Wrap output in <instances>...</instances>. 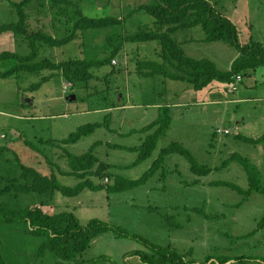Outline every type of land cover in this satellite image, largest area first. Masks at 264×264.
Here are the masks:
<instances>
[{
	"label": "rangeland",
	"instance_id": "rangeland-1",
	"mask_svg": "<svg viewBox=\"0 0 264 264\" xmlns=\"http://www.w3.org/2000/svg\"><path fill=\"white\" fill-rule=\"evenodd\" d=\"M15 1L18 0H0V24L18 21L12 5ZM207 1L236 25L242 43L252 39L264 44V0ZM80 2L84 3L86 15H117L123 21L110 48L129 34L156 29L150 14L139 11L130 15L134 7L149 0H111L107 6L102 0ZM39 6L36 4V10ZM26 12L31 13L29 19L33 27L38 17L45 24L43 28L49 27L45 16L30 10ZM199 33L205 36L200 26L181 29L176 36L178 39L183 35L197 37ZM65 34L61 29L57 37ZM99 34L94 41L86 43L102 45L105 33ZM83 41L79 36L61 47H43L37 60L49 58L56 62L84 58ZM196 42L193 45L196 46L195 55L214 60L220 70L227 69L238 54L234 47L222 41ZM157 47L156 41L123 42L121 54L114 59V73L104 76L112 67H103L87 88L70 87L58 72L50 69L21 72L18 78L16 75L0 78V147L9 148L7 152L0 151V173L19 174L14 153L25 165L46 172L48 165L38 164L39 160L45 163L44 158L30 149L25 139L67 138L79 126L102 122L110 113L111 131L100 127L79 142L65 146L66 150L53 147L50 151L52 160L62 170H67L63 154H83L97 142L95 155L110 164L108 181L91 177L94 183L104 184L103 187L86 188L75 197L57 193L55 208L47 210L50 213L72 211L81 224L98 219L113 226L91 241L82 255L84 260L102 257L91 264H143L131 252L145 250L141 242L144 240L161 249L171 248L185 264H264V142L254 144L250 141L264 134V64L249 75L240 76V80L236 76L228 86L232 91L223 93L219 99L214 95L218 87L214 86V91H206L210 88L207 87L202 96L200 93L195 98L178 93L180 90L172 95L166 89L173 109L171 126L158 141L152 157L137 161L138 152L132 148L154 131L155 128L144 132L141 129L158 116L156 105L145 108L144 104L163 97L151 96V80L136 74L138 59L135 57L154 54ZM2 52L25 55L29 48L24 40L4 32L0 34ZM15 64L14 60L1 62L0 71ZM51 74L54 75L49 81L31 89L33 83ZM170 83L176 88L185 84ZM142 85L146 88L141 89ZM110 100L114 107L105 109ZM173 142L182 145L197 166L210 167L211 172L199 178L191 171L186 155L171 153L163 156L162 163L146 183L134 188L110 189L117 184L118 178L141 177L153 166L161 148ZM56 175L62 186L78 183L76 178L59 170ZM115 228L125 231L127 236L118 235ZM24 229L22 226H0V264H73V261L57 263L59 260L50 254L37 257L36 250L42 239L30 237Z\"/></svg>",
	"mask_w": 264,
	"mask_h": 264
},
{
	"label": "trees",
	"instance_id": "trees-1",
	"mask_svg": "<svg viewBox=\"0 0 264 264\" xmlns=\"http://www.w3.org/2000/svg\"><path fill=\"white\" fill-rule=\"evenodd\" d=\"M81 0H18L12 3L18 15V21L0 24V34L11 32L18 40L22 39L28 45L29 53L16 52L0 53V63L14 60L16 64L11 68L0 71V78H7L21 72H38L44 69L56 71L60 76L71 83L72 87L87 88L89 82L97 77V71L105 66L112 70L105 73L109 77L114 73L112 60L121 54L123 42H157V49L152 54L153 59L143 60L138 66L139 75L151 80L150 92L153 97H163L162 100L153 101L144 105H156L157 118L144 126L141 131H154L145 136L144 141L132 149L138 152L137 161L150 159L157 148L158 141L164 136L171 126L172 108L167 99V81H180L199 91L207 87H218L214 93L216 99L222 98L227 93L228 86L236 80V76H247L257 67L264 64V44L250 39L242 43L236 25L227 17L220 14L207 0H149L134 7L130 15L139 11L150 14L154 18L155 30L139 31L129 34L110 48L114 36L119 34L123 21L117 15H102L93 17L86 15ZM87 1V0H86ZM109 5L111 0H102ZM36 4L40 6L36 10ZM45 16L49 27L43 28L42 18H36L35 27L29 19L31 13ZM37 11V12H36ZM125 22L127 20L125 19ZM40 24V25H39ZM45 26V24H44ZM200 26L205 34L204 41H222L234 47L240 55L236 58L229 70L218 69L215 62L210 59H194L188 57L177 39L176 34L181 29ZM65 30L66 34L59 38L57 33ZM109 31V32H108ZM99 33H105L102 45L91 42ZM82 37L85 46L84 58H68L53 62L49 58L37 60L39 51L43 47H61L78 37ZM95 37V38H94ZM163 74L164 76H156ZM54 74L44 76L41 81L33 83L31 89L39 88L50 80ZM162 77L161 80H158ZM148 86V85H147ZM71 87V86H70ZM158 87L159 90L156 88ZM161 87V88H160ZM142 85L141 89H145ZM159 91V92H158ZM114 104L111 100L105 109H110ZM111 105V106H109ZM110 113H107L102 122L87 123L79 126L67 138L24 140L34 152L42 156L45 163L38 161L39 165L47 164V171L43 172L36 166L25 165L20 156L14 153L13 160L20 168L17 176L0 173V226H22L30 237L42 239L36 250L37 257L50 254L57 263L71 262L73 264H91L99 259L84 260L82 255L89 248L91 241L99 234L113 229L107 222L93 219L87 224H81L72 211L48 212L55 208L57 193L63 197H75L88 188L97 190L104 184H97L91 177L104 179L109 176L107 169L110 164L100 160L94 153L93 144L83 154L75 155L66 152L62 157L67 161V170H62L51 157V149L57 147L66 150L65 146L79 142L97 128L106 127L111 131ZM252 143L264 142V134ZM0 151L7 152L9 148L0 147ZM171 153L186 155L191 163V171L200 177H205L211 172L210 167L197 166L189 152L177 142L161 148L155 163L141 177L134 180L118 178L113 190L134 188L147 182L154 174L158 165L162 163L163 156ZM56 170L64 175H71L78 180L74 186H65L57 180ZM108 181V179H107ZM197 182V181H195ZM231 186L229 183L217 182ZM264 191V190H262ZM46 208V209H45ZM48 210V211H47ZM264 219V218H263ZM118 235H126L119 228L114 229ZM145 250H134L136 256L143 264H185L177 252L167 247L166 249L142 240ZM1 246V245H0ZM241 259V258H240ZM228 261V260H226Z\"/></svg>",
	"mask_w": 264,
	"mask_h": 264
},
{
	"label": "crops",
	"instance_id": "crops-1",
	"mask_svg": "<svg viewBox=\"0 0 264 264\" xmlns=\"http://www.w3.org/2000/svg\"><path fill=\"white\" fill-rule=\"evenodd\" d=\"M178 34H180V32H178L177 33V36H178ZM176 36V37H177ZM204 37L205 36H203V35H200V33H199V35L197 36V37H194V36H182V38L181 39H178L179 41H180V43H181V46H182V49H183V51H184V53L188 56V57H191V58H194V59H203V57H199L198 55H195L196 54V46H193V45H196V40H200V42H203V40H204ZM238 55H240V53L238 52V54H237V56L235 57V58H238ZM205 58V57H204ZM138 59V60H137ZM150 59H153V56H152V54L151 55H149V56H146V55H144V56H140V57H135V60H137V62H136V65H137V63L139 64L141 61H143V60H150ZM235 60V59H234ZM234 60H232L231 61V63H229V67L227 68V69H225L224 71H226V70H229L230 69V67H231V65H232V63H233V61ZM213 62H215L214 60H212ZM230 62V61H229ZM138 66L136 67V74L138 75V76H140V77H142L143 78V75H139V73H138ZM263 80V83H264V79H262ZM167 89H168V92L169 93H172V95L175 93V92H177V90H180L178 93H183V94H189L190 96H191V98H195V97H198L199 95H200V93H201V96H202V94L204 93V91H205V89H202V90H199V91H193L192 90V88L190 87V86H188V85H185V84H183L180 88L179 87H174L171 83H170V81L168 80L167 81ZM169 88H170V90H169ZM219 90V88L217 89V91ZM206 91H209V92H212V91H214V89L212 88H209V89H207ZM167 92V93H168ZM177 93V94H178ZM260 98H262V97H260ZM195 100H197V99H195ZM216 100V99H215ZM147 107H149V108H154V106H151V105H146L145 106V108H147ZM123 108V107H122ZM155 108L157 109V106H155Z\"/></svg>",
	"mask_w": 264,
	"mask_h": 264
},
{
	"label": "built area",
	"instance_id": "built-area-1",
	"mask_svg": "<svg viewBox=\"0 0 264 264\" xmlns=\"http://www.w3.org/2000/svg\"><path fill=\"white\" fill-rule=\"evenodd\" d=\"M112 63L115 64L116 61L115 60H112ZM237 79L240 80V76H238ZM68 84H69V86H71V83H68ZM228 91H232V87L231 88L229 87L228 88Z\"/></svg>",
	"mask_w": 264,
	"mask_h": 264
},
{
	"label": "water",
	"instance_id": "water-1",
	"mask_svg": "<svg viewBox=\"0 0 264 264\" xmlns=\"http://www.w3.org/2000/svg\"><path fill=\"white\" fill-rule=\"evenodd\" d=\"M70 97H71V101H72V99H73L72 95H71ZM69 99H70V98H69Z\"/></svg>",
	"mask_w": 264,
	"mask_h": 264
}]
</instances>
